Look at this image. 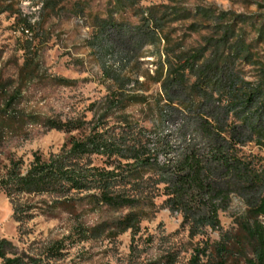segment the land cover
Masks as SVG:
<instances>
[{
  "label": "rangeland",
  "instance_id": "obj_1",
  "mask_svg": "<svg viewBox=\"0 0 264 264\" xmlns=\"http://www.w3.org/2000/svg\"><path fill=\"white\" fill-rule=\"evenodd\" d=\"M170 9L190 16L176 20ZM199 9L209 11L207 18L195 12ZM150 13L151 23L143 21ZM232 17L236 32L224 43V71L256 82L259 64L264 66V0H0V176L11 159H22L25 169L34 154L48 159L70 137L82 135L48 130L42 125L46 119L99 125L116 137L131 129L148 148H160L161 164L177 158L180 125L193 115L180 103L182 92L168 97L156 79L165 77L167 61L178 54L206 49L202 63L219 56L221 50L214 53L208 46L220 39L219 29ZM239 39L250 49L236 57L230 46ZM186 76L189 88L194 73ZM57 79L71 84L59 85ZM108 101L114 102L111 108ZM169 110L171 116L163 119L161 113ZM98 116L103 117L100 123ZM227 123L237 125L235 118ZM243 134L241 141H246L238 142L234 152L255 170H264V147ZM166 142L172 149L168 157L159 147ZM104 160L93 157V164L104 166ZM158 182L157 170L144 173L135 194L153 205L141 207L136 234L121 235H115L112 223L128 209L97 208L88 199L55 207L45 194L8 198L0 191V237L19 250L67 238L68 255L56 264H150L166 254L175 256V264H191L194 248L227 237L233 249L227 264H247L249 244L237 239L247 206L238 193L219 209L218 226L206 225L192 236L194 229L168 207L165 185ZM17 204L32 208L31 217L21 215L20 223L13 217Z\"/></svg>",
  "mask_w": 264,
  "mask_h": 264
},
{
  "label": "trees",
  "instance_id": "obj_2",
  "mask_svg": "<svg viewBox=\"0 0 264 264\" xmlns=\"http://www.w3.org/2000/svg\"><path fill=\"white\" fill-rule=\"evenodd\" d=\"M170 11L176 14V20L190 16L189 12L183 11L184 16L176 9ZM195 12L206 18L209 14L208 10ZM149 15L143 21L151 23L153 14ZM220 17L230 19L226 13H221ZM231 20L219 29V40H210L208 49L212 47L214 53L221 50L219 56L213 55L214 58L202 63L206 49L191 51L188 56L178 54L172 62L167 61L165 77L156 79L161 81L168 97L174 91L182 92L183 101L180 103L193 115L191 121L180 125L178 137L181 144L177 158L161 164L158 160L160 148H148L131 129L116 137L107 129L101 130L99 125L89 128L85 122L63 123L46 119L42 125L48 130L79 131L82 135L70 137L60 153L48 159L34 154L25 169L22 159H11L5 174L0 176V191L8 198L45 194L52 198L50 205L55 207L88 199L97 208L128 209L123 218L112 223L117 230L115 235L129 230L136 234L144 211L141 207L153 205L152 201L135 194L136 188L145 172L157 170L158 183L165 185L163 194L167 196L168 207L180 213L183 222L192 226V236L196 235L195 230L206 225L218 226L219 209L227 205L231 193H238L247 209L239 223L241 237L237 239L248 243L252 254L248 258L244 253L245 262L264 264V170H255L233 150L238 142L246 141H241L243 133L249 134V139L253 137L259 147H264V66L259 64V80L256 82L245 80L239 73L224 71V43L236 32L237 19L232 17ZM154 25L158 27L157 23ZM248 49L239 39L230 46V53L238 57ZM226 64H229L228 59ZM189 71L194 73V83L188 88L186 74ZM57 81L59 85L71 84L65 79ZM223 99L225 103L221 107ZM113 104V101L106 103L109 108ZM171 113L170 110L163 111L161 116L168 119ZM98 118L100 123L103 117ZM229 118H235L237 125L229 126ZM126 127L131 128V125ZM1 131L0 124V143ZM162 145L159 147L166 149L164 155L168 157L172 151L169 142ZM93 157L104 158V166L94 165ZM31 211L30 206L17 204L13 217L20 223L23 221L21 215L31 217ZM82 235L87 236L86 232ZM66 239L52 240L33 250H19L12 241L0 237V264H56L68 255ZM228 240L226 237L213 246L205 242L194 248L190 263L227 264V256L233 255ZM175 262L173 254H166L150 264Z\"/></svg>",
  "mask_w": 264,
  "mask_h": 264
}]
</instances>
